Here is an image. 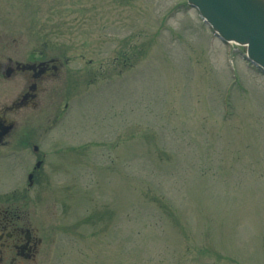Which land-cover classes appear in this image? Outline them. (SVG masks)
Here are the masks:
<instances>
[{
	"label": "rangeland",
	"instance_id": "1",
	"mask_svg": "<svg viewBox=\"0 0 264 264\" xmlns=\"http://www.w3.org/2000/svg\"><path fill=\"white\" fill-rule=\"evenodd\" d=\"M199 16L187 0H0V51L67 62L30 113L40 129L70 104L36 184L37 158H0V201L45 238L38 264H264V73Z\"/></svg>",
	"mask_w": 264,
	"mask_h": 264
},
{
	"label": "flooded vegetation",
	"instance_id": "2",
	"mask_svg": "<svg viewBox=\"0 0 264 264\" xmlns=\"http://www.w3.org/2000/svg\"><path fill=\"white\" fill-rule=\"evenodd\" d=\"M8 52L0 51V82L17 79L19 89L0 100V158L27 152L43 165L47 157L46 148L43 150L45 129L31 128L34 121L30 113L39 109L49 83L60 79L67 62L46 51L34 50L26 56L19 55L18 50ZM30 171L28 174L33 173L36 181L40 168ZM21 207L16 201H0V264H38L45 238Z\"/></svg>",
	"mask_w": 264,
	"mask_h": 264
},
{
	"label": "water",
	"instance_id": "3",
	"mask_svg": "<svg viewBox=\"0 0 264 264\" xmlns=\"http://www.w3.org/2000/svg\"><path fill=\"white\" fill-rule=\"evenodd\" d=\"M189 2L200 11L220 38L245 45L247 50L244 55L247 53V58L264 72V0Z\"/></svg>",
	"mask_w": 264,
	"mask_h": 264
}]
</instances>
